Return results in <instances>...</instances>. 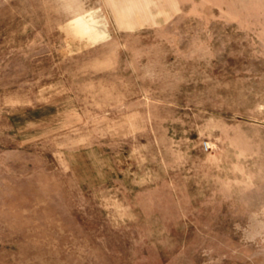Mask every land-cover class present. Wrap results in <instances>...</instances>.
Listing matches in <instances>:
<instances>
[{
	"label": "rangeland",
	"instance_id": "rangeland-1",
	"mask_svg": "<svg viewBox=\"0 0 264 264\" xmlns=\"http://www.w3.org/2000/svg\"><path fill=\"white\" fill-rule=\"evenodd\" d=\"M0 264H264V0H0Z\"/></svg>",
	"mask_w": 264,
	"mask_h": 264
}]
</instances>
